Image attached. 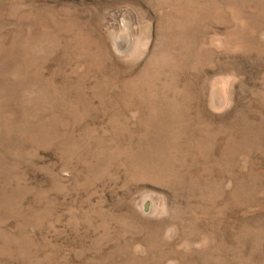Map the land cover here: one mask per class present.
<instances>
[{
    "label": "rangeland",
    "instance_id": "rangeland-1",
    "mask_svg": "<svg viewBox=\"0 0 264 264\" xmlns=\"http://www.w3.org/2000/svg\"><path fill=\"white\" fill-rule=\"evenodd\" d=\"M0 264H264V0H0Z\"/></svg>",
    "mask_w": 264,
    "mask_h": 264
}]
</instances>
